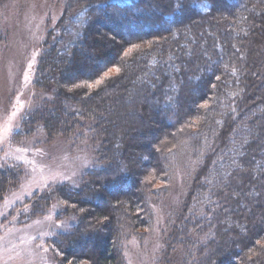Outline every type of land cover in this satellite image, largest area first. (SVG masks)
Here are the masks:
<instances>
[{
  "label": "trees",
  "instance_id": "trees-1",
  "mask_svg": "<svg viewBox=\"0 0 264 264\" xmlns=\"http://www.w3.org/2000/svg\"><path fill=\"white\" fill-rule=\"evenodd\" d=\"M54 28L33 81L51 97L12 138L97 143L75 184L24 202L32 216L57 204L75 218L49 240L55 264H125V240L152 226L150 200L184 150L190 182L166 254L264 264V0H63ZM22 173L0 167V199Z\"/></svg>",
  "mask_w": 264,
  "mask_h": 264
},
{
  "label": "rangeland",
  "instance_id": "rangeland-1",
  "mask_svg": "<svg viewBox=\"0 0 264 264\" xmlns=\"http://www.w3.org/2000/svg\"><path fill=\"white\" fill-rule=\"evenodd\" d=\"M63 0H0V167L18 164L19 187L0 199V264H55L49 240L75 218L61 215L54 204L32 216L25 200L50 185L75 184L93 165L97 143L84 139L68 143L61 137L49 141L39 129L14 140L21 121L50 93L38 90L34 77L42 43L62 13ZM56 29V28H54ZM55 31V30H54ZM166 193L151 198L152 226L143 237L125 240V264H175L177 251L167 255L163 240L169 233V211L186 195L189 155L177 151ZM169 260V262H168Z\"/></svg>",
  "mask_w": 264,
  "mask_h": 264
},
{
  "label": "snow or ice",
  "instance_id": "snow-or-ice-1",
  "mask_svg": "<svg viewBox=\"0 0 264 264\" xmlns=\"http://www.w3.org/2000/svg\"><path fill=\"white\" fill-rule=\"evenodd\" d=\"M116 71H118V69H117ZM218 79H219V78H218ZM96 83H97V84H100L101 81H100V80H97ZM47 250H48V249H44V251H47Z\"/></svg>",
  "mask_w": 264,
  "mask_h": 264
}]
</instances>
